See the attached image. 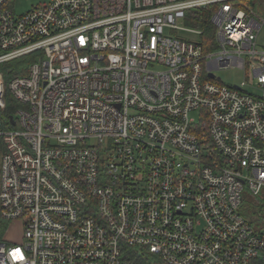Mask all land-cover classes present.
I'll list each match as a JSON object with an SVG mask.
<instances>
[{
	"label": "built area",
	"instance_id": "built-area-1",
	"mask_svg": "<svg viewBox=\"0 0 264 264\" xmlns=\"http://www.w3.org/2000/svg\"><path fill=\"white\" fill-rule=\"evenodd\" d=\"M16 1L0 66L29 62L0 71V220L23 242L1 239L0 264H264V219L239 211L264 199L257 0ZM234 68L244 81L220 82Z\"/></svg>",
	"mask_w": 264,
	"mask_h": 264
},
{
	"label": "rangeland",
	"instance_id": "rangeland-1",
	"mask_svg": "<svg viewBox=\"0 0 264 264\" xmlns=\"http://www.w3.org/2000/svg\"><path fill=\"white\" fill-rule=\"evenodd\" d=\"M38 3H39V0H17L15 3L16 13L19 15L25 14L28 11L32 10L33 5H36ZM252 3L256 5L257 7L258 6L261 7V10L263 12V17H264V0H257ZM12 62L13 63L9 65V66H13L12 68H9L10 70L16 67L17 69L24 68L27 66L29 61L23 62L20 64L18 63L19 61H12ZM22 72H24L23 74L28 73L27 70L25 69H23ZM216 75L221 79L220 82L222 81L223 84H225L226 86L240 85L244 81L243 80L244 73L238 68L225 70V71H217ZM9 80L5 78L4 79L5 84H7ZM9 96L10 94L8 92L6 97H8V100L12 101V99ZM193 116L197 117L198 114L195 113L193 114ZM11 129H19V126L16 128L11 127ZM254 202L256 201L251 200L250 198L246 197V201L241 205L239 211L241 215H243L248 221H250L254 226H256L258 209H257V206L254 204ZM22 233H23L22 223L13 221L12 223H10L8 230H6L5 234L2 236V239L5 238L9 243L10 242L11 243H21L23 242Z\"/></svg>",
	"mask_w": 264,
	"mask_h": 264
},
{
	"label": "trees",
	"instance_id": "trees-1",
	"mask_svg": "<svg viewBox=\"0 0 264 264\" xmlns=\"http://www.w3.org/2000/svg\"><path fill=\"white\" fill-rule=\"evenodd\" d=\"M192 16H194V19L192 21H188L189 24L196 29H201L203 31L202 37V45L206 48L209 44H211L214 41V27L211 24L210 18H211V12L210 11H205V10H198V11H193ZM207 49V48H206ZM19 64L23 62H28L29 59L22 58L18 60ZM11 63H5V65L0 66V71L4 73L5 78L7 80L11 79L14 76L23 74L22 70H18L17 67L13 68L10 70L9 68H12L13 66H9ZM8 105L6 112L3 114V128L7 129L9 126L8 124V117L11 116L13 109L16 107V104L8 100ZM255 200L254 204L257 206L258 209V216H257V221H261V219H264V199L257 200V199H251ZM9 222L7 221H1L0 220V240L2 239V236L5 234L6 230H8L9 227ZM132 259L135 261L141 263V264H146L147 260L149 259H144L139 258L136 254L132 255ZM162 264V263H160Z\"/></svg>",
	"mask_w": 264,
	"mask_h": 264
},
{
	"label": "water",
	"instance_id": "water-1",
	"mask_svg": "<svg viewBox=\"0 0 264 264\" xmlns=\"http://www.w3.org/2000/svg\"><path fill=\"white\" fill-rule=\"evenodd\" d=\"M11 120H12V123L15 124V121H14L13 117H11Z\"/></svg>",
	"mask_w": 264,
	"mask_h": 264
}]
</instances>
